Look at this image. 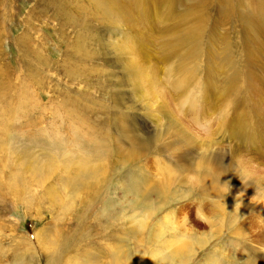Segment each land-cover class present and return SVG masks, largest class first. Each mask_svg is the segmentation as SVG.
I'll list each match as a JSON object with an SVG mask.
<instances>
[{
	"label": "rangeland",
	"instance_id": "obj_1",
	"mask_svg": "<svg viewBox=\"0 0 264 264\" xmlns=\"http://www.w3.org/2000/svg\"><path fill=\"white\" fill-rule=\"evenodd\" d=\"M115 262L264 264V0H0V264Z\"/></svg>",
	"mask_w": 264,
	"mask_h": 264
},
{
	"label": "bare ground",
	"instance_id": "obj_2",
	"mask_svg": "<svg viewBox=\"0 0 264 264\" xmlns=\"http://www.w3.org/2000/svg\"><path fill=\"white\" fill-rule=\"evenodd\" d=\"M96 158V157H95ZM95 160V159H94ZM79 169V168H78ZM84 169V168H83ZM89 169V168H88ZM98 169V168H97ZM102 169V168H101ZM77 170V169H76ZM80 170V169H79ZM85 170V169H84ZM85 172H87V171H85ZM89 172H91V171H89ZM97 174V173H96ZM96 174H95V176H96ZM101 174V173H100ZM90 175V174H89ZM93 175V174H92ZM98 176V175H97ZM89 177V176H88ZM100 177H101V175H100ZM90 179V178H89ZM71 180V179H70ZM79 180V179H78ZM86 180V179H85ZM88 180V179H87ZM91 180V179H90ZM89 180V181H90ZM99 181V180H98ZM84 185H86V186H90V185H92L93 186V183H90V182H87V181H84ZM98 182H94V186H93V188H94V191H95V194L96 193H98ZM98 190V191H97ZM117 219V218H116ZM98 220V219H97ZM99 226V225H98ZM54 244V243H53ZM117 244V243H116ZM55 245H57V244H55ZM120 245V244H119ZM118 248H119V246H118ZM120 249V248H119ZM118 250V249H117ZM115 251H116V249H115ZM57 255V254H56ZM55 257V256H54ZM120 258V257H119ZM129 258H130V256H129ZM56 259V261H57V259L58 258H55ZM54 260V259H53ZM59 261H60V259H58ZM117 260H118V258H117ZM120 260V259H119ZM113 264H117V262H115V263H113Z\"/></svg>",
	"mask_w": 264,
	"mask_h": 264
}]
</instances>
